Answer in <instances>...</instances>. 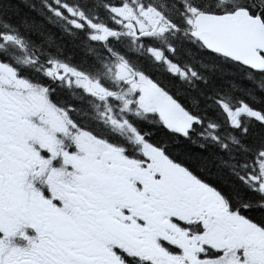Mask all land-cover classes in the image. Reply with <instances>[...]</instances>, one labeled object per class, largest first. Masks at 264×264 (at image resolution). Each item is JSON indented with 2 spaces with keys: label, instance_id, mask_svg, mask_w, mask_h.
<instances>
[{
  "label": "snow or ice",
  "instance_id": "1",
  "mask_svg": "<svg viewBox=\"0 0 264 264\" xmlns=\"http://www.w3.org/2000/svg\"><path fill=\"white\" fill-rule=\"evenodd\" d=\"M87 8L0 0V264H264V0Z\"/></svg>",
  "mask_w": 264,
  "mask_h": 264
},
{
  "label": "trees",
  "instance_id": "2",
  "mask_svg": "<svg viewBox=\"0 0 264 264\" xmlns=\"http://www.w3.org/2000/svg\"><path fill=\"white\" fill-rule=\"evenodd\" d=\"M39 0H28V3H38ZM77 4H84L87 3L88 8L86 11H88L89 15L95 14L96 16L106 19L107 13L103 9V2L104 0H74ZM3 21H0V27L3 26ZM59 23V22H54ZM66 27V25H65ZM60 35L63 37L62 39L56 38L55 39V45L58 48V51L56 52L57 55H59L62 59H64L66 62L73 64L77 67H80L82 69H88L89 68V61L91 59H96L99 56V49L96 45H94L91 41L87 40L83 33H74L70 28L67 31H64L63 29L60 30ZM168 38L175 40L179 39V36H173L171 33L168 34ZM127 43V41H125ZM48 51V45L46 43H41L39 49H36L34 45H29V48L27 49L28 55H39L43 56L45 52ZM17 55L20 56L21 60L24 59L25 53L17 52ZM207 63V62H205ZM197 68V70L202 73L203 75L212 76L219 74V70L212 68V67H199L198 65H193ZM39 67V64L36 65H28L27 69H25V74L34 76L35 69ZM99 71H103V69H100ZM93 75L97 73H92ZM78 90L75 89H63L57 87V96L58 98L63 101L65 104H70L73 106L79 105L81 102L76 99ZM95 115L94 112L88 111L87 112V118H91ZM146 131H150L152 133V138L156 141H162L167 140V134L159 128H153V129H145ZM222 187H225V190H228L226 186L222 185ZM230 191V190H229Z\"/></svg>",
  "mask_w": 264,
  "mask_h": 264
}]
</instances>
